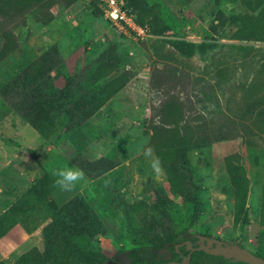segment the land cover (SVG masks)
<instances>
[{
    "label": "rangeland",
    "instance_id": "1",
    "mask_svg": "<svg viewBox=\"0 0 264 264\" xmlns=\"http://www.w3.org/2000/svg\"><path fill=\"white\" fill-rule=\"evenodd\" d=\"M145 1L157 19H147L149 36L143 39L120 33L103 14L94 15L91 0H77L69 7L55 5L46 24L28 13L13 28L19 47L0 61V87L52 45L62 60L52 71L57 86L65 76L83 75L104 52L115 60L113 73L130 70L134 76L79 129L51 144L0 98V218L12 223L0 236V264H15L26 250L43 248V231L52 223L53 214L26 196L43 172L50 178L51 197L58 204L77 193L89 202L105 228L90 245L108 260L134 247H139L144 257L152 255L151 242L137 235L136 229L150 231L152 219L160 220L152 196L155 191L167 196L168 221L164 231H153L151 239L166 243L173 235L183 238L196 232L264 254V226L260 223L264 165L253 160L264 152L263 130L252 129L253 148L236 137L188 153V169L199 186L195 216L190 204L170 192L163 168L157 176L138 151L151 136L152 106L167 93L190 99L191 109L196 111L203 105L195 100L201 87L211 84L206 102H216L225 112L227 103L237 109L245 99L264 94V0ZM241 17L250 26L259 27L263 38H240ZM152 22L160 32H152ZM173 39L195 44L213 41L218 47L204 58L184 57L168 42ZM210 57L213 64L208 62ZM154 67H170L187 76L174 87H154L150 77ZM216 67L223 68L219 77L214 76ZM234 152L241 155L249 179L248 224L244 228L234 222L233 192L224 165V157ZM77 155L88 160L107 158L116 165L91 178L84 174V182L72 192L61 191L53 172L60 167L78 168L74 162ZM22 203L25 210L18 213Z\"/></svg>",
    "mask_w": 264,
    "mask_h": 264
},
{
    "label": "trees",
    "instance_id": "2",
    "mask_svg": "<svg viewBox=\"0 0 264 264\" xmlns=\"http://www.w3.org/2000/svg\"><path fill=\"white\" fill-rule=\"evenodd\" d=\"M76 1L0 0V61L18 49L19 40L13 28L25 18L26 14L34 13L42 23L46 24L52 19L50 11L52 7L55 5L69 7ZM179 1L188 4L192 0ZM125 6L134 15L135 21L142 26H146L150 17L157 19L145 0H125ZM91 7L94 15H102L96 0H91ZM156 26L154 22L150 24L152 32H160ZM239 26L238 36L243 40L263 38L262 30L257 26H250L244 17L239 19ZM168 42L184 57L198 55L204 58L208 52L218 47L213 41L195 44L173 39ZM61 61L57 47L52 45L0 87V98L39 132L45 143L50 144L61 136H69L79 129L134 76L130 70L113 73L115 60L108 52H104L92 61L85 75L65 76L63 84L57 86L52 71ZM213 61V57L208 58L210 64H213ZM222 71L223 68L216 67L213 71L214 76L219 77ZM186 76L184 72L174 71L170 67H154L150 71L151 83L154 87L161 84L174 87L184 81ZM101 79L102 83L94 87ZM212 87L211 84L201 87V95H196L198 97L195 100L196 103L203 105L196 111L191 109L190 99L181 98L179 93H167L152 106L150 119L152 132L147 146H151L155 155L159 157L170 192L180 195L190 204L194 209V216L199 204V186L188 169V153L208 147L213 142L236 137H242L247 146L253 148L255 144L252 129L264 131V94L245 99L237 109H231L230 104L227 103L225 112L216 102L213 101L214 104L211 101L206 102ZM253 160L256 165H264V152L254 155ZM37 162L41 166L40 161ZM74 162L90 178L116 165L115 161L107 158L88 160L82 155H77ZM224 165L233 192L234 222L244 228L248 224L246 199L249 179L241 164V155L237 152L226 155ZM26 196L45 205L53 214V218L52 223L44 228L43 248L32 247L26 250L16 258L15 264H106L108 257L92 249L90 245L91 240L105 233V228L81 194L77 193L65 203L58 204L51 197L50 178L43 172L30 185ZM152 196L160 220L152 219L150 231L136 229V234L150 241L153 248L159 249L167 243H171L174 247L175 244L183 241L184 237L173 235L166 243L151 239L153 231H164L168 221L167 196L156 191ZM20 205V209H17L18 213L24 211L26 206L25 203ZM5 219V217L0 218V236H3L12 224L9 221L6 224ZM260 223L264 226V185L260 198ZM178 249V253H188L183 247ZM129 251L132 264H163L156 254L149 257L142 256L139 247L131 248ZM253 253L264 258L263 252ZM173 254L180 258L177 253ZM203 254L201 251H193L189 264H198Z\"/></svg>",
    "mask_w": 264,
    "mask_h": 264
},
{
    "label": "water",
    "instance_id": "3",
    "mask_svg": "<svg viewBox=\"0 0 264 264\" xmlns=\"http://www.w3.org/2000/svg\"><path fill=\"white\" fill-rule=\"evenodd\" d=\"M214 242V246H212V242ZM184 244L186 245L185 248L188 250V253L183 256V259L178 264H189V260L191 257V253L194 249H202L207 254L212 255H221L225 258H233L234 260H240L243 262H246L248 264H264V258L256 255L255 253L251 252L245 247L240 246L237 243H229L220 239L216 238H209L207 240V246L204 247H197L192 248L191 242L189 240L185 241ZM179 245H176V249ZM165 250L164 248H161L158 250V253ZM129 250H125L123 252H119L113 256L112 259H109L106 264H132L130 257H129ZM170 256V253L167 254V256H164L163 259H167Z\"/></svg>",
    "mask_w": 264,
    "mask_h": 264
},
{
    "label": "flooded vegetation",
    "instance_id": "4",
    "mask_svg": "<svg viewBox=\"0 0 264 264\" xmlns=\"http://www.w3.org/2000/svg\"><path fill=\"white\" fill-rule=\"evenodd\" d=\"M209 238H216V239L222 240L221 238L213 236V235L199 234L196 232H191V233L185 234L183 241L178 243V244H182V245H179L178 248L179 247L185 248L186 245L184 244V242L187 240H189L191 242L192 248H197L200 246L204 247V246H207V240ZM211 242H212V240H211ZM229 243H231V242H229ZM178 244H175L174 247H172L171 243H167L165 246L161 247V248H164L165 250L161 251L160 253H158V250L161 248H159V249L152 248V251H151L152 255L156 254V256L163 261V264H178L179 262L182 261L183 256L186 255V254L178 253L179 249L178 248L176 249V247H175ZM214 245H215L214 242H212V246H214ZM193 251H201L204 253L203 255L200 256L198 264H248V263L240 261V260H234L233 258H225L224 256H221V255L207 254L202 249H200V250L194 249ZM174 252L180 256L179 259L177 258V256H175L173 254ZM168 253H170V256L167 259H163V257L167 256ZM113 264H115V263H113Z\"/></svg>",
    "mask_w": 264,
    "mask_h": 264
},
{
    "label": "built area",
    "instance_id": "5",
    "mask_svg": "<svg viewBox=\"0 0 264 264\" xmlns=\"http://www.w3.org/2000/svg\"><path fill=\"white\" fill-rule=\"evenodd\" d=\"M96 2L103 16L120 33L131 35L137 39L149 36L147 26H142L135 21L134 15L125 6V0H96Z\"/></svg>",
    "mask_w": 264,
    "mask_h": 264
},
{
    "label": "clouds",
    "instance_id": "6",
    "mask_svg": "<svg viewBox=\"0 0 264 264\" xmlns=\"http://www.w3.org/2000/svg\"><path fill=\"white\" fill-rule=\"evenodd\" d=\"M138 151H141L149 167L158 176L162 171L161 161L159 157L154 154L153 148L145 145L142 146L141 149H138ZM53 175L56 177V185L64 192H72L77 185L85 180L84 172L75 167L57 168L54 170Z\"/></svg>",
    "mask_w": 264,
    "mask_h": 264
}]
</instances>
